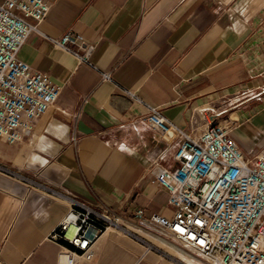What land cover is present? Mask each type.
<instances>
[{
	"label": "crops",
	"instance_id": "0c3cea01",
	"mask_svg": "<svg viewBox=\"0 0 264 264\" xmlns=\"http://www.w3.org/2000/svg\"><path fill=\"white\" fill-rule=\"evenodd\" d=\"M47 1L41 31L94 44L96 69L35 32L18 50L61 91L29 133L0 145V264H196L171 240L157 236L156 248L118 227L101 231L89 258L53 234L73 199L124 220L138 208L172 214L151 164L175 166L174 150L122 88L193 136L213 118L230 122L246 157L264 147V0Z\"/></svg>",
	"mask_w": 264,
	"mask_h": 264
},
{
	"label": "built area",
	"instance_id": "2783aa9c",
	"mask_svg": "<svg viewBox=\"0 0 264 264\" xmlns=\"http://www.w3.org/2000/svg\"><path fill=\"white\" fill-rule=\"evenodd\" d=\"M50 4L47 0L0 1V139L17 143L35 120L53 104L61 85L18 57L27 36L35 32L78 62L90 60L94 44L70 31L45 35L39 25ZM74 45L81 48L78 51ZM103 79H112L101 72ZM131 105L157 133L165 148H173L175 166L151 164L154 180L168 191L171 216L134 211L136 220H124L107 207L72 200L53 237L67 241V254L91 256V244L108 226L129 231L130 224L171 240L211 264H264V147L246 157L232 134L229 121L209 118L193 136L167 118L131 88H122ZM116 227V226H115Z\"/></svg>",
	"mask_w": 264,
	"mask_h": 264
},
{
	"label": "rangeland",
	"instance_id": "374dc122",
	"mask_svg": "<svg viewBox=\"0 0 264 264\" xmlns=\"http://www.w3.org/2000/svg\"><path fill=\"white\" fill-rule=\"evenodd\" d=\"M4 143H5V142H4L2 139H0V145H1V144H4ZM120 222H121V220H120ZM111 226H113V227L116 226V227L120 228L121 225L118 223L117 225H111ZM128 230H129V232H131V233H133V234H135V235H137V236H139V237L145 239V240H146L147 242H149L152 246H155L156 248H159V247L157 246V243H158V239H161V238H159V237H157V236H155V235H153V234H150L149 232H146V231H144V230H139L137 226L132 225V224H130V228H129ZM136 231H137V232H136ZM139 233H140V234H139ZM141 233H142V234H141ZM145 237L149 238L151 241L148 240V239H146ZM166 242H167V243H170V244H173V245H176L177 247L183 249L186 253L189 254L187 257H188L189 259H191V260H192L194 263H196V264H211L210 262L204 260V259L201 258V257H198V256L194 255V254L191 253L190 251H188V250L182 248L181 246L175 244L174 242H171V241H166ZM161 244H162V243H161ZM168 249H169V251H170V248H168ZM171 252H172V251H171ZM172 253H174V250H173ZM175 254H178V253H175ZM167 257H168L169 259H170V258H171V259H174V258H172L170 255H167ZM174 260H176V258H175ZM179 263L182 264V262H179ZM188 263L190 264V262H188Z\"/></svg>",
	"mask_w": 264,
	"mask_h": 264
},
{
	"label": "bare ground",
	"instance_id": "6f19581e",
	"mask_svg": "<svg viewBox=\"0 0 264 264\" xmlns=\"http://www.w3.org/2000/svg\"><path fill=\"white\" fill-rule=\"evenodd\" d=\"M117 222L119 223L120 222V219L118 218L117 219ZM111 227H113V226H108L107 228H111ZM137 232V231H136ZM140 234V233H139ZM142 234V233H141ZM175 248L176 249H173V248H170V251H172L173 252V250H174V253H178V254H184V251L183 250H181L180 248H178V247H176L175 246ZM169 250V249H168ZM66 254H67V251H66ZM187 256V255H186Z\"/></svg>",
	"mask_w": 264,
	"mask_h": 264
},
{
	"label": "trees",
	"instance_id": "16d2710c",
	"mask_svg": "<svg viewBox=\"0 0 264 264\" xmlns=\"http://www.w3.org/2000/svg\"><path fill=\"white\" fill-rule=\"evenodd\" d=\"M64 243H66L67 245H70L67 241H64Z\"/></svg>",
	"mask_w": 264,
	"mask_h": 264
}]
</instances>
